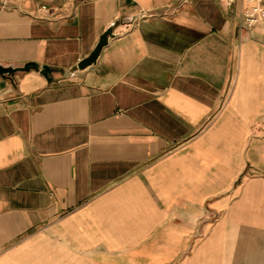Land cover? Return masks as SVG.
<instances>
[{
    "label": "crops",
    "instance_id": "crops-1",
    "mask_svg": "<svg viewBox=\"0 0 264 264\" xmlns=\"http://www.w3.org/2000/svg\"><path fill=\"white\" fill-rule=\"evenodd\" d=\"M250 3L0 0V264H264Z\"/></svg>",
    "mask_w": 264,
    "mask_h": 264
},
{
    "label": "water",
    "instance_id": "water-1",
    "mask_svg": "<svg viewBox=\"0 0 264 264\" xmlns=\"http://www.w3.org/2000/svg\"><path fill=\"white\" fill-rule=\"evenodd\" d=\"M110 30L111 28H108L107 30H105L102 35L100 36L97 44L95 45V47L91 50V52L84 57L82 60H80L77 64L78 68H83L88 64H91L92 62L95 61L96 57L98 56L101 47L106 44L107 42V37L110 34ZM30 68H34L37 69L42 75H44L46 77L47 80L51 79V73L54 70V68L48 66V65H39L35 62H25L22 65H3L0 64V76L7 78L9 80H13L14 78V74L16 72H23V71H27ZM67 72L64 71L63 75H66Z\"/></svg>",
    "mask_w": 264,
    "mask_h": 264
},
{
    "label": "built area",
    "instance_id": "built-area-1",
    "mask_svg": "<svg viewBox=\"0 0 264 264\" xmlns=\"http://www.w3.org/2000/svg\"><path fill=\"white\" fill-rule=\"evenodd\" d=\"M251 3L244 11L243 23L246 28L264 23V0H249Z\"/></svg>",
    "mask_w": 264,
    "mask_h": 264
}]
</instances>
